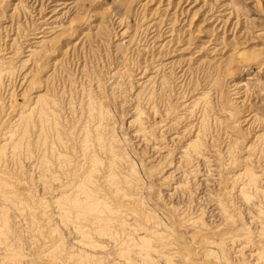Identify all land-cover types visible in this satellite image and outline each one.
Here are the masks:
<instances>
[{"label": "rangeland", "instance_id": "rangeland-1", "mask_svg": "<svg viewBox=\"0 0 264 264\" xmlns=\"http://www.w3.org/2000/svg\"><path fill=\"white\" fill-rule=\"evenodd\" d=\"M0 213V264H264V0H0Z\"/></svg>", "mask_w": 264, "mask_h": 264}, {"label": "bare ground", "instance_id": "bare-ground-1", "mask_svg": "<svg viewBox=\"0 0 264 264\" xmlns=\"http://www.w3.org/2000/svg\"><path fill=\"white\" fill-rule=\"evenodd\" d=\"M44 34V33H43ZM45 35V34H44ZM39 39V38H38ZM39 42V40H38ZM42 44V43H41ZM40 45V44H39ZM38 45V46H39ZM39 48V47H38ZM93 196H91L90 194L88 196H85L83 197L82 199H74V197L72 198L71 196V199L70 198H67V199H63L65 201L61 202V203H56L58 206H61L63 208L66 209V212L68 213L67 214V217L68 219H70L75 213L77 215L78 212H85V213H88V214H91V215H96L99 213L100 210H98V207L96 205V201L94 200V198H92ZM62 204V205H61ZM99 206V205H98ZM106 210V209H105ZM104 210V211H105ZM103 211V210H102ZM101 211V212H102ZM4 212V211H2ZM6 212V211H5ZM84 213V214H85ZM81 215V213H79ZM104 215V214H103ZM107 215V214H106ZM78 216V215H77ZM98 216V215H97ZM74 217V216H73ZM94 218V217H92ZM100 218V217H99ZM95 219V218H94ZM64 220V219H63ZM67 221V219H66ZM77 221V220H76ZM78 225V224H77ZM10 225H9V219H8V216L6 215V213H0V244L1 245H4L5 246V249H6V253L9 255V259L10 260H13L11 259L12 257H15L17 256L16 253H14L15 251L12 250L11 246H10V241H9V236H10ZM12 229V228H11ZM86 231V230H85ZM13 237V234H11ZM85 235V233L83 234ZM84 237V236H83ZM88 237V236H86ZM11 239V238H10ZM87 241V240H86ZM124 242V241H123ZM93 245V244H92ZM142 245V244H141ZM145 245L147 246L148 243H145ZM145 245L144 247H142V249H138V253L139 255H141V257H143L144 259L147 260V258H149L146 254L145 251ZM132 246V245H131ZM128 247V246H127ZM14 249V248H13ZM127 249V248H126ZM126 251V250H125ZM127 252V251H126ZM125 252V253H126ZM133 252V251H132ZM53 254V252H51ZM57 253V251H56ZM124 253V252H123ZM124 253V254H125ZM128 254V253H127ZM48 256V255H47ZM49 256H51V254H49ZM57 256H58V253H57ZM150 256V255H149ZM52 258H55L54 260H57L56 256L54 257L53 255L51 256ZM131 257V256H130ZM59 259V258H58ZM126 259V258H125ZM18 260V259H17ZM151 260V259H150ZM14 261V260H13ZM13 261H10L9 263H5V264H18V261L16 262H13ZM20 263V262H19Z\"/></svg>", "mask_w": 264, "mask_h": 264}]
</instances>
